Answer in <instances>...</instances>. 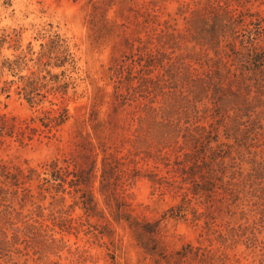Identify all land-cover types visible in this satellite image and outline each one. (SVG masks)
Returning a JSON list of instances; mask_svg holds the SVG:
<instances>
[{
	"label": "rangeland",
	"instance_id": "1",
	"mask_svg": "<svg viewBox=\"0 0 264 264\" xmlns=\"http://www.w3.org/2000/svg\"><path fill=\"white\" fill-rule=\"evenodd\" d=\"M256 22L264 0H0V114L45 129L38 117L51 101L69 110L33 140L0 134V166L42 173L82 152L100 168L120 158L108 202L123 198L134 218L157 222L167 257L113 218L98 169L95 216L68 183L57 192L41 177L19 187L0 177V264H264V66L244 35ZM197 149L225 156L210 198L191 192ZM188 245L206 260H179Z\"/></svg>",
	"mask_w": 264,
	"mask_h": 264
},
{
	"label": "trees",
	"instance_id": "2",
	"mask_svg": "<svg viewBox=\"0 0 264 264\" xmlns=\"http://www.w3.org/2000/svg\"><path fill=\"white\" fill-rule=\"evenodd\" d=\"M215 21L218 22L219 27H231V25L228 24H219L222 22L220 16H216ZM251 25L254 27H248L244 34L249 43L246 48L254 52L252 54L250 53V55L253 56L254 63L256 62V65L264 66V48H262V50H257V41L260 39V34L264 31V24L256 22ZM219 27L213 28L215 35L219 33ZM253 48H255L256 51H253ZM34 82V79L29 78L26 87L33 86ZM24 89L27 92L26 99L29 104L34 106L38 103L36 97L33 95V91H28L27 88ZM52 105H56V103L51 101V107L43 110V116L38 117V120L41 121V124L49 132H52L53 129L57 130V128L65 124L69 119V110L66 105L58 107H53ZM36 122L37 118H32L30 121L25 120L23 122H18L15 118H10L6 114H0V134L16 137L21 141L25 139L33 140L37 134L46 132L45 129H42L40 126L36 127L32 125V123ZM207 137L210 143L211 138L209 136ZM206 152V149H197L196 153L192 155L191 159L193 160V165L189 168L188 173L190 176H188V179L192 180L193 185L191 192L194 196L199 193H205L210 198L217 188L218 183L216 180L223 181L224 174L226 173V170L223 168L224 166L217 161L218 158L222 157L223 159L225 156L221 155L219 152H212L207 155ZM81 157L83 159L81 163L76 162V160L56 159L52 163L43 166L44 170L42 173L34 168H30L27 172L17 167L13 171L7 166L2 165L0 166L1 183H8L12 186L19 187L23 183L33 180L35 177L38 179L41 177L43 180L42 188L45 187L44 189L48 191H50L51 188H55L57 192L60 191L59 189L66 191L65 185L68 183L71 187H76V192H81L80 204H82L84 212L88 216H95L99 214V211L98 202L92 187L98 178V169H101L100 191L107 198L106 203L108 207L111 208L113 218L118 222L125 221L128 223L134 236L146 253L167 259L164 252L161 251L158 246L157 235L160 233V228L157 222L143 223L134 218L128 211V204L123 198L121 199L114 196L115 206L108 202L111 199L107 190L112 184L111 179L119 176L120 166L123 164L121 159L113 158L110 160L109 157L104 156L100 168L97 163L98 159L93 154L82 152ZM77 169H79V171H76ZM197 177H199V180ZM3 190L5 189L0 186V195L4 193ZM111 195H114V193H111ZM173 211H177L172 214L177 217L183 215L185 208L183 205L176 207V209L173 207ZM25 234L29 235V232ZM16 237L17 235L15 238ZM144 238L148 239L147 243L144 242ZM191 250L192 247L188 245L183 248L182 251L177 252L178 259L182 260L187 257H193L201 261L206 260L205 254L201 253L199 250L195 252H191Z\"/></svg>",
	"mask_w": 264,
	"mask_h": 264
}]
</instances>
